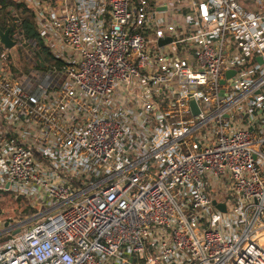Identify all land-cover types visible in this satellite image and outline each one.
Instances as JSON below:
<instances>
[{"label": "built area", "instance_id": "1", "mask_svg": "<svg viewBox=\"0 0 264 264\" xmlns=\"http://www.w3.org/2000/svg\"><path fill=\"white\" fill-rule=\"evenodd\" d=\"M16 3L54 61L0 41V264H264V0Z\"/></svg>", "mask_w": 264, "mask_h": 264}, {"label": "trees", "instance_id": "2", "mask_svg": "<svg viewBox=\"0 0 264 264\" xmlns=\"http://www.w3.org/2000/svg\"><path fill=\"white\" fill-rule=\"evenodd\" d=\"M17 18L20 19V23L16 22ZM0 29H10V37L14 40H17L18 36L23 38L21 46L17 47V55L22 54L23 56L21 58H19L20 55L18 57L13 56L11 65L12 71L17 75L31 69H42L43 64L48 67L54 61L53 56L37 32L32 10L24 4H18L15 0H0ZM24 40L30 41V46ZM28 46L32 56L29 53L27 56L23 53V50H26ZM6 199L2 203L0 202V211L3 203L8 202ZM8 199L12 201L11 198ZM12 203L17 205L16 210L25 213L34 214L38 210V208H25V202L21 199L12 201Z\"/></svg>", "mask_w": 264, "mask_h": 264}, {"label": "water", "instance_id": "3", "mask_svg": "<svg viewBox=\"0 0 264 264\" xmlns=\"http://www.w3.org/2000/svg\"><path fill=\"white\" fill-rule=\"evenodd\" d=\"M0 41L1 43L9 50H12L15 46H16V42L10 37V29L7 30H2L0 29ZM169 40H161L160 41V45H164L166 42H168ZM44 67V65L42 66ZM234 74L233 71H230L228 73V76H232ZM224 83V82H223ZM216 204V202H215ZM218 207L222 210L225 211L226 207L224 204H220L218 205ZM19 230H17L15 233H17Z\"/></svg>", "mask_w": 264, "mask_h": 264}, {"label": "rangeland", "instance_id": "4", "mask_svg": "<svg viewBox=\"0 0 264 264\" xmlns=\"http://www.w3.org/2000/svg\"><path fill=\"white\" fill-rule=\"evenodd\" d=\"M16 2H17V0H16ZM17 50H18V49H15V50L13 51V55L18 57L20 54L17 55ZM23 53H24V55H26V56H27L28 53H29V55L32 56V54H31V52H30V49H29V46H28V48H27L26 50H23ZM21 56H23V55L21 54L19 58H21ZM6 200H8V202H4L3 205H2V208H1L2 211H3V213H4V216H3L2 214H0V216H1L0 219H2L3 221H5V217H6V218H9V217H16V215H18V211H19V210L17 209V210L15 211L16 213H14L13 210L16 209L17 205H15L14 203H12V201H9L8 198H7ZM1 203H2V202H1Z\"/></svg>", "mask_w": 264, "mask_h": 264}]
</instances>
